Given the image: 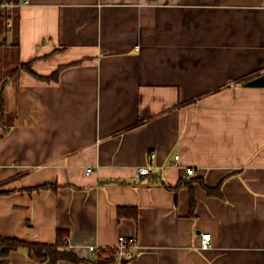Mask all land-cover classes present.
<instances>
[{
	"label": "crops",
	"instance_id": "obj_1",
	"mask_svg": "<svg viewBox=\"0 0 264 264\" xmlns=\"http://www.w3.org/2000/svg\"><path fill=\"white\" fill-rule=\"evenodd\" d=\"M12 14L19 48L4 55L35 76L4 89L1 237L64 231L81 264L120 237L137 240L124 264H264V88L245 86L264 76V0H29ZM195 179L222 192L195 183L192 214L177 187ZM8 264L47 263L22 249Z\"/></svg>",
	"mask_w": 264,
	"mask_h": 264
},
{
	"label": "trees",
	"instance_id": "obj_2",
	"mask_svg": "<svg viewBox=\"0 0 264 264\" xmlns=\"http://www.w3.org/2000/svg\"><path fill=\"white\" fill-rule=\"evenodd\" d=\"M22 0H0V5H8L6 7L0 6V131L5 128L6 122V107L4 99V89L5 86L12 80L16 79L20 73L26 71L32 75L34 72L32 70V64H19L18 66L11 69L7 74L4 73V50L6 47L10 46L18 51L19 40L16 38L15 42L10 44L8 41V35L10 32L13 33V29L9 28L10 21H15V32L18 34L19 23H17L18 15L12 14V9L19 8ZM15 5V7H11ZM66 67H60L51 76L42 78V80L47 81H58L59 75ZM35 76V75H34ZM152 174L145 176L149 177ZM141 178H144L141 177ZM200 183L207 193L211 196H221L222 187L221 185L216 188H211L207 186L202 179H195L189 181H181L177 188L186 187L190 191V203L192 214L196 207V195L194 191V184ZM167 185V184H164ZM43 188V187H42ZM172 189V187L169 186ZM129 213H132V217L137 219V210L129 209ZM127 211V212H128ZM120 214L123 215V210H120ZM26 250L28 254L32 257H36L47 264H58L61 261L70 262L73 264H81L83 261L70 250V244L68 239V234L64 231H58L57 240L53 244L47 243H31L20 239H7L0 236V264H8L9 256L12 252L18 250ZM120 255L119 249L115 248H105L100 249L97 258L90 262V264H117Z\"/></svg>",
	"mask_w": 264,
	"mask_h": 264
},
{
	"label": "built area",
	"instance_id": "obj_3",
	"mask_svg": "<svg viewBox=\"0 0 264 264\" xmlns=\"http://www.w3.org/2000/svg\"><path fill=\"white\" fill-rule=\"evenodd\" d=\"M22 4H29V0H23L19 7ZM1 7H6L8 5H0ZM11 7H15V5H11ZM259 75H264V70L259 73ZM154 158V154L149 155V159L152 160ZM179 156L176 157V161H178ZM91 172V169L88 170ZM188 175L194 176L195 171L194 169H188ZM139 173L141 176H148L152 174L150 167H142L139 170ZM212 242V235L210 233L202 234L201 236V248L204 250H207L211 247ZM120 251V255L118 258L117 264H124V261H132L135 258V250L137 249V240L136 238H126V237H120L118 245L116 247ZM100 249L97 247H90V251L94 254H98Z\"/></svg>",
	"mask_w": 264,
	"mask_h": 264
},
{
	"label": "water",
	"instance_id": "obj_4",
	"mask_svg": "<svg viewBox=\"0 0 264 264\" xmlns=\"http://www.w3.org/2000/svg\"><path fill=\"white\" fill-rule=\"evenodd\" d=\"M246 87L264 88V76L257 77L245 84ZM126 262V261H124Z\"/></svg>",
	"mask_w": 264,
	"mask_h": 264
},
{
	"label": "rangeland",
	"instance_id": "obj_5",
	"mask_svg": "<svg viewBox=\"0 0 264 264\" xmlns=\"http://www.w3.org/2000/svg\"><path fill=\"white\" fill-rule=\"evenodd\" d=\"M15 60L13 58H11L9 55H4V64H3V69H4V73L7 74V72H9L12 66V62H14Z\"/></svg>",
	"mask_w": 264,
	"mask_h": 264
}]
</instances>
